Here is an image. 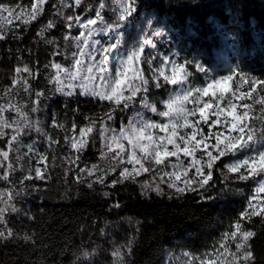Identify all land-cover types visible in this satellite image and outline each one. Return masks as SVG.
<instances>
[{
    "label": "trees",
    "instance_id": "trees-1",
    "mask_svg": "<svg viewBox=\"0 0 264 264\" xmlns=\"http://www.w3.org/2000/svg\"><path fill=\"white\" fill-rule=\"evenodd\" d=\"M33 1L0 0V4L28 7ZM97 2L82 0L65 11L81 16ZM61 8L60 0H47L36 21L18 23L3 31L0 39V104L15 99L50 139L46 144L40 137L44 178L26 176L24 167H9L0 156V208L8 209L6 223L0 224L6 233L0 237V264H120L113 256L117 249L122 264H188L184 253L203 256L239 219L254 182L227 172L224 165L231 155L217 162L207 186L183 193L161 186L163 194L158 195L144 188L139 177L123 180L107 172L99 132L126 123L138 101L125 108L89 95L54 93L50 64L60 59L56 52L66 32ZM136 8L132 29L141 17L151 16L168 34L159 48L174 51L181 63L190 62L192 86L234 72L264 80V0H136ZM49 21L55 27L38 35ZM197 64L206 71H199ZM25 66L30 73L15 72ZM150 86L151 81L145 93L149 99L155 96ZM242 86L246 92L249 85ZM158 94L164 95L163 89ZM258 95H264V88L258 86L254 97ZM255 107L259 110L260 105ZM87 127L93 131L86 147L73 151L69 137ZM11 130L3 129L0 149L6 150ZM95 169L107 173L97 177ZM244 226L256 232L250 241L252 264H264V222L254 217Z\"/></svg>",
    "mask_w": 264,
    "mask_h": 264
},
{
    "label": "snow or ice",
    "instance_id": "snow-or-ice-1",
    "mask_svg": "<svg viewBox=\"0 0 264 264\" xmlns=\"http://www.w3.org/2000/svg\"><path fill=\"white\" fill-rule=\"evenodd\" d=\"M46 3L47 0H34L27 19H25V10L20 9L19 5L16 8H9L7 5L0 4V13L7 12L9 17L15 15L17 19L28 24L36 21L43 14V6ZM81 3L82 0H74L75 6H79ZM60 4L64 7L73 6L66 4L65 0H60ZM105 7V0H100L99 8L95 12V19H88L84 23L80 22L79 16L65 17L67 21L75 19L86 32L81 31L75 38L78 52L73 53L74 62L71 68H62L60 64L53 65L57 69L55 81L57 85H60L57 91L64 92L61 74L66 73L68 79L81 82L82 91L80 94L113 101L117 106L122 104L127 108L138 94L149 91L150 80L145 76L140 65L145 63L143 56L146 45L153 47L155 45L151 39L141 41L125 56L120 57L113 67L109 65L104 53L118 49L121 41L117 38L109 49L100 53V59L97 60L94 54L96 51L94 45L100 44V41L93 40L92 44H89V38H92L97 31L106 35L109 32L120 33L122 29H126L131 24V18L137 12L136 0H120L118 7L113 9L117 13L116 20L109 24L104 21L101 12ZM57 14L62 13L58 11ZM98 21L104 25L99 30L93 27L97 25ZM54 27L55 23L49 21L38 35L42 36L44 32ZM68 27H72L71 23L68 24ZM163 34L162 30L153 32L155 36ZM0 39H4V36L0 35ZM86 49H91V51H86ZM85 57H87L88 63L85 62ZM188 63L190 62L178 63L165 57L161 61V66L153 69L151 81L154 87L159 89L165 85H172L181 88L180 92L159 102L163 105L164 110L158 111L155 103H149L147 96L142 97L144 107L158 116L166 118L167 122L139 120L130 123L129 127L122 128L118 135L105 137L108 141L106 147L113 153V159H119V162L124 163L126 157V162L132 165L131 170L125 167L120 172V177L123 180H134L142 173L154 171L153 165H165L169 158L176 157L178 163L171 165L174 170L164 172L161 181L164 182L163 178L167 177V186L177 193L204 188L212 180L213 169L218 161L229 155L242 156V159L225 164L224 168L228 173L237 174V179L252 180L255 184L253 193L247 199L244 211L240 213L238 220L232 222L230 230L222 233L212 249L203 256L197 257L189 253H184V255L189 257L188 264H194V262H198V264H252L254 254L250 241L256 236V232L245 228L244 225L245 222L251 223L254 217H260L264 222V95L254 97L258 86L264 88V80L248 79L246 76L234 72L218 79L213 78L202 88L184 87L190 75L187 70ZM165 66L170 67L166 68ZM196 67L199 71H206L202 65L197 64ZM21 71L30 73L27 66L23 69H15L17 74ZM237 77H239V86L249 85L246 92H239V86L233 87ZM16 83L17 81L14 80L13 84ZM24 83L27 85V80ZM69 87L74 88L75 85H69ZM25 91H28V87H25ZM238 92L239 94H237ZM72 94L71 91L66 93L69 96ZM36 95L39 96L41 93ZM224 100H227V103L221 106V101ZM241 101H251V103H241ZM187 103H192L195 106L188 109L185 107ZM256 105H260L259 110L256 109ZM13 107L11 104L7 106L8 110ZM5 110V107L0 106V137L6 135L3 132L4 128L13 127V123L2 116ZM33 111L36 109L34 108ZM197 116L198 119H190V117ZM212 117L215 118L212 119ZM257 121L260 122L259 126H257ZM202 125L207 127L206 133ZM188 128L192 129L191 132L181 131ZM154 129L164 135L155 134L152 131ZM92 131V127L82 129L79 133L80 139L73 138L72 147L77 151L86 147L85 137ZM105 131L108 130L105 129ZM19 135L20 133L17 131L16 135L11 136L7 145L8 150L0 149V156L5 161L9 159L11 145L17 141ZM121 141H127L128 147L126 148ZM197 152L201 153L199 158L196 156ZM181 154L183 157L189 158L187 166L180 162ZM2 166L0 165V167ZM36 174L38 177L44 178L40 170H37ZM154 191L158 195L163 194V189L159 184ZM11 210L16 211L14 207ZM7 211L8 209L0 208V224L6 223L5 213ZM5 235V231H0V237H5ZM11 235L12 232L7 231V236ZM128 252H131L130 246ZM87 255L85 253V256ZM113 256L119 258L120 264H122L123 255L120 249L113 252Z\"/></svg>",
    "mask_w": 264,
    "mask_h": 264
},
{
    "label": "rangeland",
    "instance_id": "rangeland-1",
    "mask_svg": "<svg viewBox=\"0 0 264 264\" xmlns=\"http://www.w3.org/2000/svg\"><path fill=\"white\" fill-rule=\"evenodd\" d=\"M65 3L66 4L73 3V6L75 7L74 0H71V2L66 1ZM99 3H100V0H98L97 4L94 6L93 9L89 10L86 14L79 16L81 18L80 19L81 23L86 22L88 19H95V12L99 8ZM105 3H106V7L103 10H101V12H102V16L104 17V21L110 24L116 20L117 13H115L113 9L118 7L120 0H105ZM9 8H16V6L9 7ZM30 8H31V5L28 7L20 6V9L25 10V19H27V14L30 11ZM66 8L67 7H64V6H62L61 8V10L63 11L62 13L65 15V17L67 16L76 17L77 16V15H72V13L70 12L66 14V11H65ZM18 23H24V22L23 20L17 19L15 15L9 17L7 12L0 13V35H2L3 31L7 30L8 28ZM69 23H71L72 25L71 28L68 27ZM64 24L66 27V32L63 36L62 44L59 50H57L56 52L59 54L60 59L58 61L53 60L51 62L49 80H50V83H52L53 85V90L56 95L68 96L66 95V93L69 91H71L73 94L81 93L82 91L80 87L81 82L79 80H70L68 79L66 73H62L61 81H62V87L64 88V92L57 91V88L60 85H57L55 81L57 69L53 67V65L60 64L62 68H65V69L71 68L74 62L73 53L78 52L77 43H76L75 38L79 36V33L81 31L86 32V30L82 29L79 26V24L75 21V19H73V21H67L65 19ZM93 27L99 30L103 28L104 25L98 21L97 25ZM128 30H130L129 34L126 35L125 32H128ZM156 30H162L164 34L162 36L153 35V32ZM65 37H68V39H65ZM167 37H168L167 32H165V30L161 26L156 25L154 22H152V17L148 16V17H141L139 20H137L133 26V29H132V18H131V24L126 29H122L120 33L109 32L106 35L101 31H97L96 33H94L92 38H89V44H92L93 40L100 41V44L94 45L96 49L94 54L96 55V58L98 60L100 59V53L104 51L105 49H109L110 45L112 43H115L116 39L119 38L121 42L118 46V49H112L110 52L104 53L107 56L109 65L114 67L117 60L120 57L125 56L127 52L131 51L134 47L138 46V44L141 41L145 39H151L155 47L151 45H146L144 56H143L145 63L140 65L144 70L145 76L149 78V80L151 81L153 69L160 67L161 61L165 57L171 60H175L178 63H181L176 58V54L174 53V51L170 50V52L165 53L163 51V48H159V46L163 43V40ZM86 51H91V49H86ZM85 62L88 63L87 57H85ZM165 67L167 68L170 66H165ZM145 71H147L148 76L146 75ZM224 76H227V75H224ZM224 76H219L216 79L224 77ZM210 81L211 80H208V81H205L201 85H194V86H192L190 82L187 81V84L184 85V87L202 88ZM69 85H75V87L71 88L69 87ZM237 86H239V81L236 79V84H234L233 87H237ZM150 89H151L152 95H155V96L151 97V99L147 98V100L149 103H155L157 105L158 111L164 110L163 105L159 103L160 101L166 100L168 99L170 95L181 91L180 86H172V85H165L163 88L158 89L154 87L152 81H151ZM162 89H163L164 95H159V94L156 95V93ZM239 92H245L243 89V86H239ZM239 92L237 94H239ZM143 96H146V94L145 93L138 94V96L135 98V100L138 101V105L130 109L126 123L122 124L117 129L102 128L99 132V147L101 151L100 155L102 157L103 164L105 165L104 169L107 170V172L116 173L118 177H120V172L123 170V168L128 167L131 170L132 165L126 162V157H125L124 163L119 162V159L112 158L113 153H111L106 147V144L108 143V141L107 139H105V137H111L112 135H118L122 128L127 129L130 123H133L139 120L153 121V122H165V123L167 122L166 118H162L158 116L156 113H153L149 109L144 107V102L142 99ZM205 99H208V98H205ZM15 101L16 100L14 99V100H11L10 102V104L14 106L11 110H8L7 108L8 104L6 103L0 104V106L5 107L6 109L3 112L2 116L8 119L10 123H13V127L11 128L12 135H16L17 131H19L20 133L17 141L13 142L11 145V150L9 151V159L5 161L3 158V161L8 163L9 165L14 164L19 168L24 167L26 176H35L36 178L41 179L36 174L37 170H40V172L43 173L42 167H43L44 158H45L44 144L42 142V139H40V137L45 138L46 144L49 143L50 139H49L48 134L43 131L44 129L40 126V123L36 119L32 118L31 116L29 117L28 113L25 112V110L21 107V105ZM226 103H227V100L221 101V106H223ZM194 106L195 105L192 103L185 104V107L188 109H191ZM7 111L12 112V114H6ZM214 118L215 117H212V119ZM190 119H193V120L198 119V116L190 117ZM203 127L206 133L207 127L206 126H203ZM82 129L84 128H81L77 133L72 134L68 139L70 148L73 151H77L76 149L72 147L73 138L80 139L79 133ZM105 129H107L108 131H105ZM191 130L192 129L188 128V129H182L181 131L191 132ZM152 131L157 135H164V133H160L158 132V130L154 129ZM87 138L88 136L85 137L86 140ZM10 139L11 137L9 138V140ZM121 142L125 144L126 148L128 147L127 141H121ZM113 147L115 146L113 145ZM169 147L171 148V146ZM6 150H8V147L6 148ZM200 155H201L200 152L196 153V156L198 158L200 157ZM242 158H243L242 156H237V157L231 156V159L228 161V163H232L234 160L242 159ZM180 162H183V164L187 166L189 162V158L183 157V155L181 154ZM177 163L178 161L176 157H171L169 158V161L166 162L165 165H159V166L153 165L154 171L142 173L141 175L137 177L141 179L140 181L144 188L155 189L157 184H159L160 187L167 186L168 178L164 177L163 178L164 182H162L161 177L163 176L164 172H172L174 169L172 168L171 165L177 164ZM113 169L115 170L113 171ZM97 171L98 169H95L93 172L95 173L97 177L103 176L105 175V173H107V172L99 173ZM189 175H192V173H189ZM145 185H148V187H145ZM252 193H253V190H252Z\"/></svg>",
    "mask_w": 264,
    "mask_h": 264
}]
</instances>
